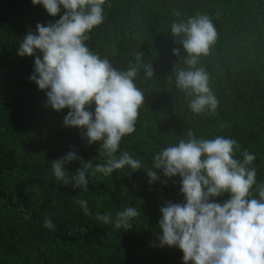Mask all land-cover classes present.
Returning a JSON list of instances; mask_svg holds the SVG:
<instances>
[{
  "label": "trees",
  "instance_id": "1",
  "mask_svg": "<svg viewBox=\"0 0 264 264\" xmlns=\"http://www.w3.org/2000/svg\"><path fill=\"white\" fill-rule=\"evenodd\" d=\"M103 8V23L87 33L90 51L120 71L143 54L134 83L145 103L135 132L122 138L115 154L127 151L140 160L136 172L127 166L110 175L96 172L107 159L99 154V142L89 145L85 129L64 126L69 109L57 112L47 105L46 92L30 79L35 57L18 55L24 36L37 24L55 23L63 7L53 17L32 0H0V264H184L178 247H161L158 239L160 208L184 202L180 177L160 170V179L150 184L145 169L161 150L187 140L189 130L197 139L235 140L240 147L234 158L242 160L245 150L255 155L250 167L257 184H264V0H106ZM198 13L209 16L218 33L196 66L209 75L219 102L215 114L193 113V97L175 82L174 68H187V53L171 25ZM150 63L152 78L143 68ZM69 152L92 165L87 190L54 176L50 162ZM81 167L76 160L65 170L75 175ZM250 198L259 199L256 185ZM78 200L87 201L89 214ZM127 207L139 215L130 230L117 229L116 216ZM97 214L112 222L98 221ZM45 218L54 230L44 227Z\"/></svg>",
  "mask_w": 264,
  "mask_h": 264
},
{
  "label": "clouds",
  "instance_id": "2",
  "mask_svg": "<svg viewBox=\"0 0 264 264\" xmlns=\"http://www.w3.org/2000/svg\"><path fill=\"white\" fill-rule=\"evenodd\" d=\"M105 2L32 0L34 6L43 5L50 16H58L61 6L65 11L55 23L37 24L35 31H29L18 55L35 57L30 79L46 92L48 106L57 112L69 109L63 121L65 127L85 129L83 138L89 145L99 142V154L107 159L97 164L95 171L110 175L126 166L133 172L142 168L141 161L127 151L119 158L115 154L122 138L135 132L145 97L134 83L142 53L136 54V63L128 70L120 71L85 44L87 33L104 21ZM171 34L187 53L183 58L187 68H174L177 88L193 97V113L215 114L219 102L209 86V75L204 68L196 67L199 58L209 55L216 43L214 23L209 16L198 13L186 22L174 21ZM173 52L180 56L179 48ZM143 68L148 78L154 77L151 63ZM93 105L94 112L89 110ZM187 137L161 150L152 166L145 169L150 184L160 179V170L168 178L179 176L184 196L183 203L168 201L160 208V246L178 247L184 264H264V184H257V173L250 167L255 155L245 150L242 160L234 158L240 146L230 138L197 139L191 130ZM76 160L84 167L69 175L65 166ZM50 163L57 180L87 190V169L92 167L89 161L69 152ZM254 185L259 199L250 198ZM225 194L229 198L221 202L219 198ZM77 203L89 214L87 201ZM138 215L135 208L127 207L117 214L115 227L130 230V221ZM96 219L104 224L112 222L109 215L97 214ZM44 227L55 229L49 218H45Z\"/></svg>",
  "mask_w": 264,
  "mask_h": 264
}]
</instances>
